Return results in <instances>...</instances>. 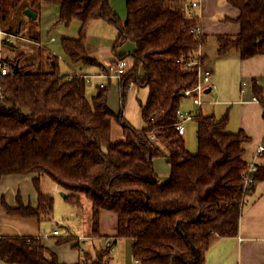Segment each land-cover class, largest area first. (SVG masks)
Instances as JSON below:
<instances>
[{"label": "trees", "instance_id": "1", "mask_svg": "<svg viewBox=\"0 0 264 264\" xmlns=\"http://www.w3.org/2000/svg\"><path fill=\"white\" fill-rule=\"evenodd\" d=\"M110 1L0 0L5 32L19 33L12 23L17 13L28 8L38 14L47 4L58 6L57 23L67 26L77 20V36L60 38L71 67L95 64L85 47L89 23L101 19L111 24L117 31L116 58L131 59L117 80L122 104L131 85L148 89L141 106L144 126L135 129L121 112L109 108L106 85L97 86L88 99L84 74L63 72L58 56L48 49L37 47L35 57L24 63L23 51L2 57L7 73L0 77V178L32 175L37 200L32 207L17 196L16 205L3 203L4 209L51 219L54 198L40 187V178L47 176L79 208L80 195L90 202L93 235H99L101 211L115 214L112 244L129 239L136 264H203L216 238L237 233L247 195L242 190L247 162L241 145L247 138L242 131L228 132L226 117L198 114L197 151L192 153L176 130L183 90L192 87L197 76L196 68L183 70L175 62L190 56L199 44L191 32L199 23L195 13L188 12L192 0H124V20ZM225 1L239 11L235 21L240 29L236 35H218L217 52L234 49L241 59L264 53V0ZM125 42L132 49L116 52ZM200 42L203 46L204 33ZM113 122L121 127L119 140L112 139ZM159 156L170 167L165 180L153 167ZM259 179H264V165L255 174L254 181ZM74 238L58 236L56 244ZM111 246L85 252L73 264H112ZM0 259L8 264H67L38 237L0 236Z\"/></svg>", "mask_w": 264, "mask_h": 264}, {"label": "crops", "instance_id": "2", "mask_svg": "<svg viewBox=\"0 0 264 264\" xmlns=\"http://www.w3.org/2000/svg\"><path fill=\"white\" fill-rule=\"evenodd\" d=\"M112 3L117 7H114ZM110 4L112 9L115 12L117 11L119 14L118 16L121 17L120 19L124 20L126 17L124 0H119L118 2H113V0H111ZM50 5L51 4L44 5L39 11L43 12L45 9H48L55 17L47 28L45 38H42L43 36L40 30L38 37H32V39L23 36L20 32L18 34L6 32L22 39L12 37L10 41H5V37L1 33L5 31L0 24V55L2 57L10 56V58H12L17 53L21 52L23 47L26 46L23 42L32 45L35 50L37 47H43L56 54L54 50L47 46V43L56 41L54 36L48 34L50 31L56 30L60 32V38L77 36L80 27L79 22L74 20L73 24L76 26V31L74 29L68 31L69 24L66 26L62 23H57L59 17L58 6L56 5L57 8L49 7ZM188 12L195 13L201 24L204 33V42L202 46L204 60L202 67L209 69L211 72L210 82L205 85L201 97L205 94H209L211 97L209 98L208 104L212 107L216 105L223 106L221 112H217V115L214 113L209 115H212L215 120L226 117L227 123L225 129L228 132L235 133L242 131L244 133L247 139L241 144L243 148V159L249 162L253 159L254 151L264 132V53L241 59L238 52L234 49L221 54L217 52V36L236 35L240 29L238 22L235 21L239 11L225 0H199V7L190 8ZM92 34L98 35L99 37L96 38H101L102 41L107 44L106 47L110 49L109 54H103L101 52L102 47L99 48L95 45V48L91 45L90 48L87 45L91 38L89 35ZM116 36L117 31L114 26H111V24L101 19H93L87 27L85 47L88 56L95 60V64H75L69 72L75 70L84 75H98L105 72L107 64L113 63L116 59L113 49V42ZM47 37L49 38L47 39ZM35 42H39L41 45H37ZM102 46H104V43H102ZM131 49V43L125 42L121 47L116 49V52H128ZM87 70H94L96 72L94 74H89ZM107 79L111 80L112 78ZM234 82L240 83L239 90L236 88L235 95H232L230 90L227 92L232 98L222 97L220 87L226 91L228 88L232 87ZM243 83H245V85H243ZM202 105L203 102L198 106L199 109H201ZM118 126L120 127V125ZM121 138L122 133L120 138L112 139L119 140ZM189 151L194 153L192 150ZM255 161L260 165H264V156L255 157ZM153 167L155 170L154 160ZM32 177V175L8 174L0 178V236L38 237L45 246L55 252L60 262L67 264L76 263L82 255L79 253L75 256L71 253L68 255L64 249H60L59 245L56 244L59 232L56 235L53 234V231L56 229L49 228L46 221L34 217L13 215L5 211L3 203L9 207H14L16 205L17 196L20 197L24 205L29 204L32 207L36 206L37 200L31 181ZM80 204V208H85L88 214L90 228L86 231L84 237H76L75 240L69 242L68 244L70 247L73 248V245L77 243L79 249L80 242L84 241L86 238L92 240L98 238L97 240L100 242L99 247H105L107 243H109V245H112L111 250H113V247L117 246L119 242L128 240L130 243L129 252L131 255V241L129 239H118L112 244V239L110 237L116 232L115 214L108 211L100 212L99 235L95 236L91 229V204L83 195H80ZM107 236L108 238H106ZM116 257L117 259L114 261L117 263L122 261V263L125 264L118 256V252H116L114 258ZM0 264L8 263L0 259ZM203 264H264V179L254 181L252 189L249 194L245 196L237 233L233 236L216 238L206 251Z\"/></svg>", "mask_w": 264, "mask_h": 264}, {"label": "rangeland", "instance_id": "3", "mask_svg": "<svg viewBox=\"0 0 264 264\" xmlns=\"http://www.w3.org/2000/svg\"><path fill=\"white\" fill-rule=\"evenodd\" d=\"M114 1L118 2L119 0H113V2ZM112 4L114 7H117L116 5H114V3ZM49 7L57 8V6L53 4H51ZM54 18L55 17L53 16L52 12H50V10L48 9H45V11L43 12H39L35 19H30L29 17H27L24 14V10H22V12L20 11L15 15V17L12 20V23H13V28L17 29L23 36L38 37L40 30L42 32V36H43L42 38H45L47 34V28L53 22ZM73 23L74 21L69 23L68 31H70L71 29H74L76 31V26ZM48 34L50 36H54L56 38V41L49 42L47 43L48 45L47 44L46 45L50 47L52 50H54L55 53L59 56L58 64L60 69L63 72H69L73 67H71L70 62L64 56L63 52L60 49L59 38L61 36V33L55 30V31H50ZM89 37H91L90 41L87 43L89 47L92 45V47L96 48L95 45H97L99 48L102 47L101 52L103 54L110 53L109 47L108 48L106 47L107 44H105V42L102 41L101 38H96L99 37L98 35L92 34L89 35ZM48 38L49 37H47V39ZM102 43H104V46H102ZM23 44L26 45L22 49L24 53V59L22 60V62L24 63L28 60L30 61L31 58H33V56L35 57V49L33 48L32 45L28 43L23 42ZM128 60L129 62H131L130 57L128 58ZM95 72L96 71L94 70H87V73L89 74H94ZM99 84H104L108 87L107 103L109 108L114 113L118 114L121 112L123 119L135 129H140L144 126V120L141 115V106L146 102L147 99V95H148L147 87L144 86L140 87L134 84L131 85L126 92L125 102L122 104L119 95L120 93H119L118 82L116 79L112 78L111 80H108L106 77L103 76H93L92 78H90V83H86L85 85L84 92H85V96L88 99H91V97L96 93L97 86ZM236 88L237 90H239L240 83L234 82L232 87L228 88L226 91L220 87V93L224 98L226 97L232 98V96H229L227 92L230 90L232 95H235L234 93L236 92ZM210 97L211 96L209 94H205L201 97V101L203 102L201 109H199V107L194 104L191 97H184L181 100L179 106V110L181 112L183 113L191 112L193 116L191 119L185 121L184 123L185 130L182 135L186 147L189 150H192L193 152L197 151L196 121L194 117L198 114L209 115L214 113L215 115H217V112H221L223 108L222 105H216L212 107L210 104H208ZM121 133H122L121 128L118 126L116 122H113L111 129L112 138L113 139L120 138ZM153 160L155 165V173L157 174L159 179L160 180L167 179L170 174V167L166 162L165 158L159 156L154 158ZM40 187L43 192L51 194L54 198L52 218L48 220H44L48 224L47 226L51 229L53 228L56 229L57 232H59L57 236L70 235L75 238L80 236L84 237L86 231L90 228L89 218L87 212L85 211V208L84 209L79 208L74 202L64 198L62 194L65 192L61 190L47 176H42L40 178ZM97 239L98 238H94L92 240L90 238L88 239L86 238L84 241L80 242L79 249L78 247L76 249L71 248L68 243L59 245V248L64 249L66 251V254L68 255H70V253L74 256L78 253L82 255L85 252L89 254H93L95 249L100 248L99 247L100 242ZM129 246L130 243L128 240H123L119 242L117 246L113 247V250H110L112 257L114 258L116 252H118V256L125 262V264H136L132 256L130 255ZM116 259L117 257L113 259L114 264H123L122 261H120L119 263L114 261Z\"/></svg>", "mask_w": 264, "mask_h": 264}, {"label": "built area", "instance_id": "4", "mask_svg": "<svg viewBox=\"0 0 264 264\" xmlns=\"http://www.w3.org/2000/svg\"><path fill=\"white\" fill-rule=\"evenodd\" d=\"M191 8H198L199 7V0H192L191 1ZM191 32L194 33V36L197 37L199 44L194 52L188 57H180L175 60L176 63L180 64L183 70L193 69L196 68V82L190 88H185L183 90V94L186 97H191L194 104L200 106L202 104L201 95L203 93V89L206 84L210 82L211 72L209 69H205L202 67V57H203V50L202 44L200 42V37L203 35V30L201 24L198 23L191 29ZM5 37V41H10V38H18L22 39L18 36H15L10 33L1 32ZM37 45H41L39 42H35ZM129 62L127 58H116L113 63H110L105 67V72L98 74V75H83L85 79V83H90V78L93 76H103L106 78H114L116 80L120 79L128 70ZM7 73V68L2 63V56L0 55V77ZM245 85V83H243ZM98 86H103V84H99ZM176 115L178 117V121L175 125L176 130L179 134H182L184 131V123L186 120L191 119L193 116L191 112L183 113L179 109L176 111ZM264 153V132L263 136L257 145L254 151V157L252 160L246 163V170L242 175V190L244 195L248 194L251 190V187L254 183L255 174L259 170L260 164L255 161V157L261 156ZM57 230L53 231V234H57ZM109 245V243H107Z\"/></svg>", "mask_w": 264, "mask_h": 264}, {"label": "water", "instance_id": "5", "mask_svg": "<svg viewBox=\"0 0 264 264\" xmlns=\"http://www.w3.org/2000/svg\"><path fill=\"white\" fill-rule=\"evenodd\" d=\"M24 14L27 17H29L30 19H35L37 16V13H35L34 11H32L31 9H28V8L24 9ZM16 70H17V65L15 64L14 65V71H16ZM61 76H63V73L61 74ZM62 195H63V197H65L66 193H63Z\"/></svg>", "mask_w": 264, "mask_h": 264}]
</instances>
